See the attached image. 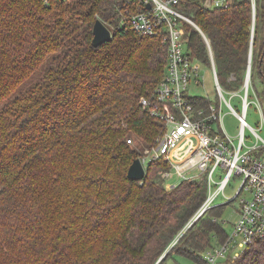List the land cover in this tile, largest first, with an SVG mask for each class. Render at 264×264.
<instances>
[{
	"label": "trees",
	"instance_id": "16d2710c",
	"mask_svg": "<svg viewBox=\"0 0 264 264\" xmlns=\"http://www.w3.org/2000/svg\"><path fill=\"white\" fill-rule=\"evenodd\" d=\"M123 3L0 0V264H208L203 253L227 236L223 203L176 240L206 197L205 178L167 189L158 159L142 179L127 176L139 153L126 139L150 144L161 127L140 99L165 73L167 48L120 24ZM178 7L207 37L222 88H239L251 51L264 101V0ZM97 19L111 38L93 46ZM184 29L192 57L211 68L202 34ZM226 264H264V236Z\"/></svg>",
	"mask_w": 264,
	"mask_h": 264
},
{
	"label": "built area",
	"instance_id": "2783aa9c",
	"mask_svg": "<svg viewBox=\"0 0 264 264\" xmlns=\"http://www.w3.org/2000/svg\"><path fill=\"white\" fill-rule=\"evenodd\" d=\"M180 1L123 0V8L119 12L120 24L131 26L141 35L159 37L167 48L165 73L154 86L152 97L140 99L142 108L151 117L160 120L161 131L146 155L138 158L145 168L151 160L166 162L168 167L160 171V176L165 181L173 173L180 181L202 177L207 181V194L203 203L176 240L208 209L220 205L214 204V201L220 195L226 197L224 190L233 175L240 179L235 195L226 197L225 201L231 202L242 191L248 193L246 197L239 199L233 229L227 233L225 240L219 243V248H208L203 253V258L208 264H216L228 249L242 248V253L255 239L264 236V137L246 121L251 85L250 62L247 64L242 84L232 91V94L238 95L241 100V111L238 112L229 102H225L223 92L226 90L219 84L207 37L195 22L179 9ZM230 3L231 0H203V6L209 9L224 8ZM184 23L195 27L207 44L219 103L210 101L207 107L195 106L190 99L195 96L189 93L190 85L201 82L198 64L202 63L194 59L189 51L184 37ZM222 101L239 121L237 141H234L221 125ZM258 108L261 116L260 127H264V107L258 105ZM245 128L256 137V142L250 146L245 144ZM127 142L131 143L132 139H127ZM191 173L193 175H190ZM176 185L167 183L165 186L171 189ZM239 255L240 253L234 254L230 260Z\"/></svg>",
	"mask_w": 264,
	"mask_h": 264
},
{
	"label": "rangeland",
	"instance_id": "374dc122",
	"mask_svg": "<svg viewBox=\"0 0 264 264\" xmlns=\"http://www.w3.org/2000/svg\"><path fill=\"white\" fill-rule=\"evenodd\" d=\"M198 69L200 71V81L201 82L196 85H193V84L190 85L189 93L191 95L202 96V97L208 98L210 101L214 103H219V98L217 97V92H216V87H215V83L213 79L212 70L210 69V67H207L203 64H198ZM256 78L257 77H255V80ZM256 85H257L256 88L259 90L260 84L258 85L257 83ZM225 90L226 92L225 91L223 92L225 102H229L230 105L236 111L240 112L241 111L240 97L238 95L232 94V91L234 90H227V89ZM248 97H249L248 98L249 104L247 106V111H246V121L251 127H253L254 129H257V132L261 137H264V127H260L261 116H260V112L258 108V105H260L261 107H264V101L262 97H260V95L255 91L252 84L250 85ZM225 102L224 101L221 102L220 122L225 132L231 137H233L234 141H237V136L240 130L239 121L237 120L235 115L231 113L229 107L226 105ZM160 131H161V127L154 141L150 144L145 143L144 141L140 140L139 138H136L135 136H131L128 138V139H132L131 143H128L127 139H126V142L130 144L131 146L135 147V149L139 153L138 157H143L146 155L147 150H150V148L155 143L157 137L160 134ZM244 135H245L246 146H250L256 142V137L252 134V132L248 128H245ZM190 175H193V174L191 173ZM162 180H163L164 185H167V183L179 184L182 181V180L180 181V178H178L175 173H173L170 177H168L166 181L163 178ZM239 183H240V179L236 177L235 175H233L224 190L225 196L226 197L234 196L239 186ZM247 195L248 193L246 191H242L234 200L225 204V206L223 207L221 218L222 220H224V229L226 230V232L230 233L232 231L233 229L232 224L237 219V213L235 210L238 208L239 199L244 198ZM226 197H223L221 195L218 196L215 199L214 204L225 203ZM211 244H212L211 248L213 249H217L220 247L219 244L215 242V240H212ZM253 247H256V246H253ZM241 250L242 248H238V247L228 249L225 252L224 257L219 258L216 264H226L227 260H230L234 256V254L241 253ZM171 262L172 264H195L194 262L184 259L180 256L174 257V260H171Z\"/></svg>",
	"mask_w": 264,
	"mask_h": 264
},
{
	"label": "water",
	"instance_id": "95a60500",
	"mask_svg": "<svg viewBox=\"0 0 264 264\" xmlns=\"http://www.w3.org/2000/svg\"><path fill=\"white\" fill-rule=\"evenodd\" d=\"M254 14H255V6L253 4ZM92 39L91 44L93 46H98L106 41H108L111 38V31L99 20L97 19L92 27ZM249 62L251 65V51L249 54ZM146 168L143 166L141 160L137 157L133 160V162L130 164L127 176L130 179H137L140 180L145 176ZM163 257V255L159 258V260ZM158 260V261H159Z\"/></svg>",
	"mask_w": 264,
	"mask_h": 264
}]
</instances>
